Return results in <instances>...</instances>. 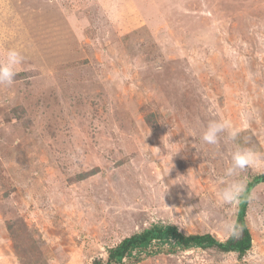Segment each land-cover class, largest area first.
I'll return each mask as SVG.
<instances>
[{
	"label": "rangeland",
	"instance_id": "374dc122",
	"mask_svg": "<svg viewBox=\"0 0 264 264\" xmlns=\"http://www.w3.org/2000/svg\"><path fill=\"white\" fill-rule=\"evenodd\" d=\"M0 264H105L154 224L227 236L216 201L237 147L264 174V0H0ZM250 119L242 120V112ZM210 118L235 141L207 145ZM244 255L153 241L122 264H246L264 255V181L249 191Z\"/></svg>",
	"mask_w": 264,
	"mask_h": 264
},
{
	"label": "clouds",
	"instance_id": "9594fccd",
	"mask_svg": "<svg viewBox=\"0 0 264 264\" xmlns=\"http://www.w3.org/2000/svg\"><path fill=\"white\" fill-rule=\"evenodd\" d=\"M19 51L10 48L5 52L4 59L0 61V84L11 85L17 74V66L22 62ZM250 112H242V120L250 119ZM239 132L234 128L232 122L227 119L210 118L200 134V139L207 145H218L222 135L225 141H235ZM261 167L260 157L251 149L237 147L230 154L229 165L225 168L220 182L223 187L216 194V201L219 205L234 210L241 202L249 204L254 200L253 195L248 192L247 182L241 177V173L249 168ZM253 225L258 229L264 228V210L255 209ZM222 231L229 237H238L243 226L236 220L227 218L221 225ZM246 264H264V255L258 250H252L247 254Z\"/></svg>",
	"mask_w": 264,
	"mask_h": 264
},
{
	"label": "trees",
	"instance_id": "16d2710c",
	"mask_svg": "<svg viewBox=\"0 0 264 264\" xmlns=\"http://www.w3.org/2000/svg\"><path fill=\"white\" fill-rule=\"evenodd\" d=\"M264 181V174L258 175L247 184L248 192L255 183ZM247 202H241L238 206L236 221L243 226V231L238 237H228L226 240H219L211 234H190L184 235L174 225L154 224L144 228L128 237L123 238L116 246L108 250L105 264H122L124 258L131 256L134 252L140 253L146 250L153 241L160 244L170 242L183 248L190 247H215L222 252H236L240 257L251 247V235L245 222Z\"/></svg>",
	"mask_w": 264,
	"mask_h": 264
}]
</instances>
